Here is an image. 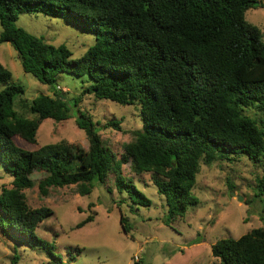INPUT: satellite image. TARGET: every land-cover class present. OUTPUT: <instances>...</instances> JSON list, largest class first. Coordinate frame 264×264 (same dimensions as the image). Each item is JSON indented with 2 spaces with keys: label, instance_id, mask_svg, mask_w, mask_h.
I'll list each match as a JSON object with an SVG mask.
<instances>
[{
  "label": "trees",
  "instance_id": "16d2710c",
  "mask_svg": "<svg viewBox=\"0 0 264 264\" xmlns=\"http://www.w3.org/2000/svg\"><path fill=\"white\" fill-rule=\"evenodd\" d=\"M256 6L264 10L257 0H0V44L14 49L24 73L47 86L62 73L80 78L81 96L138 106L142 121L120 159L81 110L75 124L88 140L86 150L65 141L25 150L15 144L16 136L34 144L41 122L66 120L69 108L54 88L53 96L30 100L26 111L33 118L21 115L14 103L23 87L11 82V72L0 64V164L12 177L11 187L0 190L3 236L60 260L34 233L53 214L26 203L24 190L34 187V173L42 175L41 197L51 188L73 185L80 196L89 195L112 173L119 193L150 206L123 175L122 166L129 164L137 175L149 173L165 198L167 226L198 204L191 190L201 163L246 156L262 165L258 195H264V119L257 117L264 115V40L245 19ZM23 13L64 18L94 35L95 43L72 59L64 45L54 47L17 27ZM106 127L121 130L114 120ZM91 221L93 215L75 228ZM119 224L129 231L123 216ZM210 250L218 264H264V228L217 240Z\"/></svg>",
  "mask_w": 264,
  "mask_h": 264
},
{
  "label": "rangeland",
  "instance_id": "374dc122",
  "mask_svg": "<svg viewBox=\"0 0 264 264\" xmlns=\"http://www.w3.org/2000/svg\"><path fill=\"white\" fill-rule=\"evenodd\" d=\"M257 1L264 5V0ZM245 19L261 31L264 40V10L251 8L245 12ZM15 24L47 44L64 45L72 59L82 57L95 43L94 35L64 18L23 13ZM0 64L11 72V82L23 87V94L14 103L21 115L33 118L26 111L30 100L39 95L53 96L54 88L69 108L70 118L41 122L34 144L16 136L15 144L25 150L34 151L41 145L60 141L86 150L88 140L75 124L78 110L91 118L104 146L117 159L123 145L133 140V132L142 127L138 106L81 96L80 78L62 73L52 86L39 83L23 72L17 53L8 43L0 44ZM257 117L264 119L261 114ZM112 120L120 123L121 130L102 128ZM122 173L150 200V206L135 205L139 201L136 195L132 194L130 199L126 192L119 193L112 173L103 184H95L89 195L80 196L73 185L51 188L46 197H41L37 189L42 175L34 173V187L24 190L26 203L30 208L48 207L53 211L34 233L53 246L52 252L60 260L40 247L15 243L0 231V264H13L14 257L15 264H218L210 250L217 240L238 239L251 229L264 228V195H258L263 168L244 155L208 166L201 163L191 190L198 204L188 207L182 217H176L168 226L164 223L165 198L157 192L150 174L137 175L129 164L122 166ZM11 181L0 164V190L10 188ZM89 215H93V221L75 228ZM120 216L126 218L127 233L119 224Z\"/></svg>",
  "mask_w": 264,
  "mask_h": 264
},
{
  "label": "water",
  "instance_id": "95a60500",
  "mask_svg": "<svg viewBox=\"0 0 264 264\" xmlns=\"http://www.w3.org/2000/svg\"><path fill=\"white\" fill-rule=\"evenodd\" d=\"M238 200L240 201L241 200V197H238Z\"/></svg>",
  "mask_w": 264,
  "mask_h": 264
}]
</instances>
